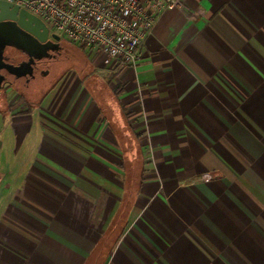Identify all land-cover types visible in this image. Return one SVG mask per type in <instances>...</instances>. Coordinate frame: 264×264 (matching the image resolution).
<instances>
[{
    "label": "crops",
    "instance_id": "1",
    "mask_svg": "<svg viewBox=\"0 0 264 264\" xmlns=\"http://www.w3.org/2000/svg\"><path fill=\"white\" fill-rule=\"evenodd\" d=\"M74 47L0 89V264H264V0H185L116 73Z\"/></svg>",
    "mask_w": 264,
    "mask_h": 264
},
{
    "label": "built area",
    "instance_id": "2",
    "mask_svg": "<svg viewBox=\"0 0 264 264\" xmlns=\"http://www.w3.org/2000/svg\"><path fill=\"white\" fill-rule=\"evenodd\" d=\"M39 18L68 43L98 55L104 69L135 68L160 15L185 0H2Z\"/></svg>",
    "mask_w": 264,
    "mask_h": 264
},
{
    "label": "flooded vegetation",
    "instance_id": "3",
    "mask_svg": "<svg viewBox=\"0 0 264 264\" xmlns=\"http://www.w3.org/2000/svg\"><path fill=\"white\" fill-rule=\"evenodd\" d=\"M5 23H7V21ZM39 29L40 33H47V35L45 36L46 39L44 43L40 44V47L37 48L33 47L36 46L33 41L34 39L29 34L22 31L13 32L12 29H10L13 34L16 33V37H14L15 41H12L14 45L3 46L5 40L0 37V62L3 65L1 74L6 77L7 83L28 88L31 83H40L43 78L55 74L57 64L61 60L63 54L62 43L60 40L56 42L51 38L52 33L44 24L43 26L41 25ZM9 42H11V40ZM20 42H23L25 45L20 44ZM45 43L50 47L45 48ZM32 47L37 50H42L45 55L39 57V53L34 54V49H31ZM8 69L24 70L26 71V75L23 78L15 79L13 76L7 75Z\"/></svg>",
    "mask_w": 264,
    "mask_h": 264
},
{
    "label": "water",
    "instance_id": "4",
    "mask_svg": "<svg viewBox=\"0 0 264 264\" xmlns=\"http://www.w3.org/2000/svg\"><path fill=\"white\" fill-rule=\"evenodd\" d=\"M7 21V23H5ZM10 23V24H9ZM8 25V26H5ZM43 26V23L37 18L33 16L29 12L24 9L19 8L18 6H12L2 0H0V37L5 40L3 46L6 45H14L12 41H15V34L12 31H22L29 34L34 40V44L36 46L33 47H40L39 45L44 43L46 39L47 33H40V27ZM10 26V27H9ZM51 38L58 42L60 38L54 34H52ZM11 40V42H9ZM23 44V42H20ZM34 49V54L39 53V57H43L45 54L42 50ZM45 48L50 47L47 43L44 44ZM40 49V48H39ZM30 51V50H29ZM3 68L2 63L0 62V89H2L5 84H8L6 81V77L1 74V70ZM7 75L13 76L15 79L23 78L26 75V71L18 70V69H8Z\"/></svg>",
    "mask_w": 264,
    "mask_h": 264
},
{
    "label": "rangeland",
    "instance_id": "5",
    "mask_svg": "<svg viewBox=\"0 0 264 264\" xmlns=\"http://www.w3.org/2000/svg\"><path fill=\"white\" fill-rule=\"evenodd\" d=\"M60 41L62 43V57L61 60L64 59H70L71 61H69V65L73 68H75V53L77 54H81V52L83 53L82 50H75L76 48L74 46L69 45V43L60 36ZM84 54V53H83Z\"/></svg>",
    "mask_w": 264,
    "mask_h": 264
}]
</instances>
